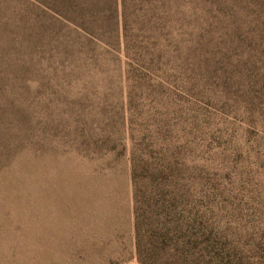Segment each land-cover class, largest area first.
<instances>
[{
    "label": "rangeland",
    "instance_id": "rangeland-1",
    "mask_svg": "<svg viewBox=\"0 0 264 264\" xmlns=\"http://www.w3.org/2000/svg\"><path fill=\"white\" fill-rule=\"evenodd\" d=\"M0 264H264V0H0Z\"/></svg>",
    "mask_w": 264,
    "mask_h": 264
}]
</instances>
